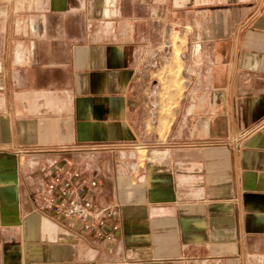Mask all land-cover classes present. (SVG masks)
Listing matches in <instances>:
<instances>
[{"label":"crops","instance_id":"crops-1","mask_svg":"<svg viewBox=\"0 0 264 264\" xmlns=\"http://www.w3.org/2000/svg\"><path fill=\"white\" fill-rule=\"evenodd\" d=\"M66 170L111 243L43 206ZM0 264H264V0H0Z\"/></svg>","mask_w":264,"mask_h":264},{"label":"built area","instance_id":"built-area-1","mask_svg":"<svg viewBox=\"0 0 264 264\" xmlns=\"http://www.w3.org/2000/svg\"><path fill=\"white\" fill-rule=\"evenodd\" d=\"M54 174L46 184L45 193L41 195L43 206L51 209L58 218H63L70 225H76L81 234L91 231L97 240L111 243L113 235L106 234L103 227L105 221L111 219L114 214L106 210L102 215L97 214L94 222L89 220L92 216V200L86 189L87 185L81 181V174L75 170L57 171ZM88 184L91 187L96 185L95 182ZM59 195L61 198H58ZM113 228L117 231V227Z\"/></svg>","mask_w":264,"mask_h":264},{"label":"rangeland","instance_id":"rangeland-1","mask_svg":"<svg viewBox=\"0 0 264 264\" xmlns=\"http://www.w3.org/2000/svg\"><path fill=\"white\" fill-rule=\"evenodd\" d=\"M166 50L160 64L150 68L151 78L143 87L147 90L144 101L147 104L149 129L154 128L164 116L172 113L175 95L181 91L182 55L185 42L177 36L167 39Z\"/></svg>","mask_w":264,"mask_h":264}]
</instances>
